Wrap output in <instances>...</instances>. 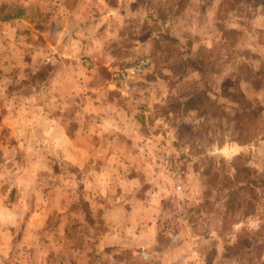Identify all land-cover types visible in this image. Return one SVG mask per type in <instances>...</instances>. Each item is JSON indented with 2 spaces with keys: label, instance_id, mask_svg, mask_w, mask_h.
I'll list each match as a JSON object with an SVG mask.
<instances>
[{
  "label": "rangeland",
  "instance_id": "1",
  "mask_svg": "<svg viewBox=\"0 0 264 264\" xmlns=\"http://www.w3.org/2000/svg\"><path fill=\"white\" fill-rule=\"evenodd\" d=\"M0 20L20 221L0 264H264V0H0ZM147 222L154 242L103 241Z\"/></svg>",
  "mask_w": 264,
  "mask_h": 264
},
{
  "label": "crops",
  "instance_id": "2",
  "mask_svg": "<svg viewBox=\"0 0 264 264\" xmlns=\"http://www.w3.org/2000/svg\"><path fill=\"white\" fill-rule=\"evenodd\" d=\"M20 15H18V16H16L15 18H17V17H19ZM7 20L9 19V17H7L6 18ZM11 19H13V18H11ZM6 20V21H7ZM1 21V20H0ZM0 24H1V30H6V28H7V26H8V24H5V22L3 23V22H0ZM137 130H140L139 128L137 129V127H136V131ZM143 131V130H142ZM141 131V132H142ZM142 134V133H141ZM139 136H141L140 134H139ZM139 140V139H138ZM134 144H137V148H140V146L138 145V142L136 143V142H134ZM136 148V147H135ZM119 152H120V154L119 155H114V156H112V159H118V163L121 161V160H123V161H125V162H127L128 161V158H129V156H128V154L127 153H125V155L123 154L122 155V153L121 152H123V151H120L119 150ZM132 155V154H131ZM109 159H111V158H109ZM120 160V161H119ZM124 162V163H125ZM149 170H150V168H148ZM146 170V169H145ZM99 175V174H98ZM119 204V203H118ZM122 206H123V208H122ZM125 206H128L127 205V203H125L124 205H122V204H119V205H115V206H112V208H113V210L114 211H125L126 209H125ZM154 208V207H153ZM8 211V210H7ZM9 213H10V215H11V217L9 218V217H5V218H3V219H1L0 221L2 222V223H0V228H1V230H4L5 232H6V234L5 233H1V236H2V238H4V239H1L0 238V256L1 257H3V256H6L7 255V252H8V250H9V246H8V240L6 239L7 237V235L8 234H10V233H13V231H14V229H16V227H18L19 225H20V221L17 219V216H15L13 213H11L10 211H9ZM33 221V220H32ZM34 224V226H36L37 228H39L40 226H41V224L40 223H37L36 222V220H34V223H32V225ZM118 226V225H117ZM128 226H130V227H132L133 229H134V232H131V231H129L128 230V234L126 235V232H125V234L124 233H122V232H119V234L118 235H115L116 233H107V236L106 237H104L103 238V241H108V240H111L112 242H120L123 238V240H128L126 237H129V236H131L130 237V239H129V241H131L132 240V238H134L135 237V239H136V241L138 240V242L139 243H144V244H146L147 242H154L155 241V236L157 237V238H159L157 235H156V231H155V224H154V222H152V223H148L147 222V225H140V226H138V225H136L135 223H133V225H131V224H129ZM134 226V227H133ZM4 227V228H3ZM123 227H126V225H123ZM116 232V231H115ZM115 235V236H114ZM146 238V239H145ZM103 244H107V242H103ZM163 254V253H162ZM162 256H165L164 254L162 255ZM168 256V258H171V257H177V258H179V256H181V255H166V257ZM171 256V257H170ZM185 256V255H184ZM165 260V259H164ZM178 261H182V259H178Z\"/></svg>",
  "mask_w": 264,
  "mask_h": 264
},
{
  "label": "built area",
  "instance_id": "3",
  "mask_svg": "<svg viewBox=\"0 0 264 264\" xmlns=\"http://www.w3.org/2000/svg\"><path fill=\"white\" fill-rule=\"evenodd\" d=\"M148 64H149V59H139L127 70V73L129 75H131L132 77L135 76V75H138V74L142 73L145 70V68L147 67ZM177 179H178V177H177ZM178 182L179 181L176 182V190L180 191V190H182V186L180 184H178ZM181 217L185 218V214L182 213ZM166 231L170 232L172 239H176L177 238V235L173 234V232H174L173 228L170 227L169 225L166 228ZM143 255L146 256V254H144V253H143Z\"/></svg>",
  "mask_w": 264,
  "mask_h": 264
},
{
  "label": "trees",
  "instance_id": "4",
  "mask_svg": "<svg viewBox=\"0 0 264 264\" xmlns=\"http://www.w3.org/2000/svg\"><path fill=\"white\" fill-rule=\"evenodd\" d=\"M195 97L193 96V97H191V99H189V101H186V102H184V103H182L183 105H187V104H189V102H192V101H195V99H194ZM181 104V103H180ZM180 104H179V106H180ZM259 110H263L262 108L261 109H259ZM200 113V112H199Z\"/></svg>",
  "mask_w": 264,
  "mask_h": 264
}]
</instances>
